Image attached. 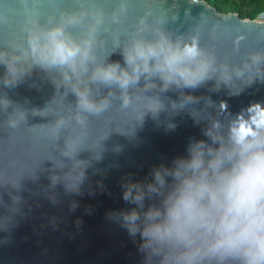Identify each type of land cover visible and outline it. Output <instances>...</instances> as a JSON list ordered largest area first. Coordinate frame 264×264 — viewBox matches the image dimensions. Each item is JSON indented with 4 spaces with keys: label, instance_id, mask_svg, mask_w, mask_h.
Segmentation results:
<instances>
[{
    "label": "water",
    "instance_id": "95a60500",
    "mask_svg": "<svg viewBox=\"0 0 264 264\" xmlns=\"http://www.w3.org/2000/svg\"><path fill=\"white\" fill-rule=\"evenodd\" d=\"M99 8L105 18L94 42L97 62L116 53L111 60L123 65L119 52L144 18L149 25L163 21L173 34L198 36L219 65H229L232 79L224 81L218 71L195 90L172 86L167 92L157 88L146 93L142 79L131 93L158 95L165 105L158 116L141 108L140 120L142 113L120 110L116 99L102 117H89L83 129L75 119L76 97L62 82L57 86L58 73L34 69L8 87L3 84L6 67L0 65V99L12 101L7 111L0 107V264H147L139 235L131 238L115 214L137 208L143 220L149 207H162L175 181L165 174L166 183L160 185L155 170L174 169L195 141L218 147L204 135L208 128L219 125L217 131L227 138L237 114L246 116L250 105L264 103V61L258 66L250 59L264 55V24L255 22L264 11L256 19L242 18L206 0H0V51L11 52L24 41L30 19L39 17L46 24L54 17L58 23L66 11L91 14ZM83 35L76 31L78 39ZM90 74L82 84L90 85L97 99L109 92L119 97L117 87L100 86L97 92ZM188 95L195 100L185 102ZM22 110L26 120L9 127L8 120ZM61 116L69 125L55 143L50 123ZM77 137L75 156L64 157L65 140ZM130 182L141 184L142 205L124 201Z\"/></svg>",
    "mask_w": 264,
    "mask_h": 264
},
{
    "label": "clouds",
    "instance_id": "9594fccd",
    "mask_svg": "<svg viewBox=\"0 0 264 264\" xmlns=\"http://www.w3.org/2000/svg\"><path fill=\"white\" fill-rule=\"evenodd\" d=\"M104 18L99 8L91 14L66 11L58 23L54 17H49L46 24L39 17L30 19L24 41L13 45L11 52L0 51V65L6 67L3 84L14 86L34 69L49 74L55 71L61 78L57 86L62 82L76 97V122L87 129L89 117H102L116 99L120 110L140 112L143 108L158 116L165 108L158 95L131 93L142 79L145 93L157 88L167 92L172 86L195 90L218 71L224 81L232 79L229 65H219L215 53L202 47L198 36L173 34L163 21L149 25L144 18L119 52L123 65L111 60L116 53L99 63L94 42ZM255 22L264 24V16ZM76 31L84 35L78 39ZM115 47L120 48L118 41ZM250 59L259 66L264 55L255 54ZM89 72L97 92L100 86L117 87L119 97L109 92L97 99L91 86L82 84ZM236 74L242 76L243 70L238 69ZM194 100L191 95L185 98V102ZM11 104L7 96L0 99L5 111ZM140 113L138 119L142 120L144 112ZM25 120L22 110L18 118L8 120V126L14 129ZM50 124L49 136L56 143L69 120L61 116ZM218 128L214 124L204 132L218 147L208 146L205 140L195 141L190 143L187 157L176 159L174 169L155 170L160 185L166 183L165 174L175 181L162 207H149L143 220L137 208L115 214L122 218L121 226L131 238L139 235V250L147 254V264L156 257L158 264H264V103L250 105L246 116L237 114L227 138ZM79 140L66 139L62 155L74 157ZM149 189L157 190L155 185H149ZM123 199L142 205L145 193L141 184L130 182Z\"/></svg>",
    "mask_w": 264,
    "mask_h": 264
},
{
    "label": "trees",
    "instance_id": "16d2710c",
    "mask_svg": "<svg viewBox=\"0 0 264 264\" xmlns=\"http://www.w3.org/2000/svg\"><path fill=\"white\" fill-rule=\"evenodd\" d=\"M222 12H237L242 18L256 19L264 11V0H206Z\"/></svg>",
    "mask_w": 264,
    "mask_h": 264
}]
</instances>
